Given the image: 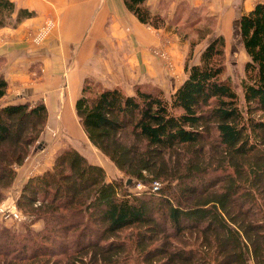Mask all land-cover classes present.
<instances>
[{
  "label": "trees",
  "instance_id": "16d2710c",
  "mask_svg": "<svg viewBox=\"0 0 264 264\" xmlns=\"http://www.w3.org/2000/svg\"><path fill=\"white\" fill-rule=\"evenodd\" d=\"M124 1L141 22L165 23L146 0ZM13 8L0 0V27ZM199 12L181 0L171 23L196 24ZM29 14L20 9L16 21ZM236 31L248 56L243 102L223 76L225 36L207 30L169 97L150 82L126 92L84 79L78 120L126 179H108L79 149L59 146L52 165L23 183L24 226L0 223V264H264L263 1L239 14ZM7 89L0 71V99ZM47 120L44 100L0 104V201ZM136 181L149 188L131 190Z\"/></svg>",
  "mask_w": 264,
  "mask_h": 264
},
{
  "label": "crops",
  "instance_id": "0c3cea01",
  "mask_svg": "<svg viewBox=\"0 0 264 264\" xmlns=\"http://www.w3.org/2000/svg\"><path fill=\"white\" fill-rule=\"evenodd\" d=\"M10 1L14 5L10 16L13 22L0 27V71L8 80L7 96L10 94V97L12 96L11 82L16 80L14 78H21L20 81L25 83L26 79L31 77L30 81L32 83L30 85L39 83L38 87L42 88L43 81L41 79L43 76L50 75L49 81L51 82H49L50 87L48 89L58 86L62 80V75L66 73L67 64L63 61L64 56H68L74 51L76 60L73 70L69 74L76 81L71 94V105L73 106L79 95L80 83L84 74L94 72L93 74L101 77L102 64L111 63L103 61V56L99 59L101 65L96 60L100 56L96 54V50L100 46L102 48L106 44L120 43L130 38L129 41L136 42L132 46L134 54L131 56L143 63L144 58L147 60L153 59L154 55H151L149 45L154 37H178L177 33L172 31L173 24L171 20L175 5L181 0H172L167 7L160 5L159 0H146V4L152 13L165 15L166 20L161 28H155L141 22L128 9L124 0ZM186 1L193 7L199 6L201 8L203 5L204 12L209 16L211 15V17L214 16L216 31L225 37L228 34L230 35L232 30H236L237 18L241 12L249 10L256 1L264 2V0ZM20 9L29 11L30 14L23 16L20 21H16ZM48 20H51L53 25L48 34L45 35L47 37L45 41L38 47H29L27 41L22 39L28 37L25 35V28L27 26H40ZM58 55H60V59H58ZM53 64L54 70L52 69ZM96 68L99 69L98 72ZM137 73H139V70ZM21 87L30 90L24 84ZM56 96L59 108L64 112L67 102L62 97L61 91ZM47 108L49 121L51 111L48 104ZM75 133L80 135L77 128ZM40 143L38 142V147L34 148L25 161L17 167L16 181L22 184L26 181L32 171L31 164H34V162H39L36 164L39 165L38 169L36 168L37 170L35 169L34 172L51 166L53 152L59 145L53 146L52 150L49 149L50 157L47 155L49 158L45 163V161L40 162L39 160L41 158L39 157L40 154L43 153L42 150L46 149L45 145ZM72 145L79 149L75 144L72 143ZM4 223H7V221H4ZM34 226H41V221H36Z\"/></svg>",
  "mask_w": 264,
  "mask_h": 264
},
{
  "label": "rangeland",
  "instance_id": "374dc122",
  "mask_svg": "<svg viewBox=\"0 0 264 264\" xmlns=\"http://www.w3.org/2000/svg\"><path fill=\"white\" fill-rule=\"evenodd\" d=\"M196 7L199 8V6ZM200 9L201 12H199L198 14V17H200L198 19V23L186 25L184 23L179 24L177 21L174 22L172 31L174 33L176 32L178 37H154V40L150 42V45L148 44L151 55H154L152 60H147L144 58V62L142 63L140 60L131 56L134 54L132 46L136 42L132 43V41L128 40L130 38L120 43L112 42L110 44H106V46H103L102 48L100 46L96 50V54L100 55L96 60H98V63L101 65L99 59L103 56V61H109L111 63L102 64L101 77L93 74L94 72L85 73L80 83L79 92L82 84H84V79L87 78L89 81H93L92 84L95 83L96 85L106 87L117 85L126 92H131L132 88L136 84L150 82V84L152 83L153 85H159L163 90L164 95L166 97H169L173 89L181 82V80L186 75L184 71V63L186 62V60H188L189 62H196L198 60L201 49L205 46L210 38L207 36H210V33L212 32L214 34H218L215 29L216 26H214V16L210 20L209 14H206V12H204L203 10V5ZM10 21L13 22L12 19ZM44 24L45 22H43L40 26H27L25 28V35L28 37H23L22 39H25L27 41L26 43L29 47H38L47 38L45 37V35L48 34L50 30L39 39L38 37H34V34L38 30H41ZM161 27H163V25L155 28ZM204 30H207V32L210 33L207 36L202 37V32ZM225 39L226 56L225 71L223 76L228 77L231 80L234 88L240 96L241 102H243L241 80L245 76L244 62L247 60L248 56L246 55L242 47V43L239 36L236 34L235 29L232 30L230 32V35L228 34ZM58 59H60V55H58ZM75 60L76 59L74 57V51H72V54L64 56L63 61L64 63L66 62L67 66L65 68L66 73L61 77V82H63L61 86L60 82L58 86L49 90V82H51L49 81L50 75L43 76V78L41 79L43 81L42 88L38 87L39 83L37 85H30L32 83L30 81L31 77L29 79H26L25 83L20 81L21 78H14L16 80L11 82L12 96L10 97V94L7 96L6 93V95L0 99V104L14 101H28L30 104H33L38 100H44L46 105L48 104L51 111V116L49 118L51 119H49V121L47 120L44 130L41 133L39 140L36 142V147H38V142H41L40 144H44L46 148L42 150L43 153L39 156L41 157L39 159L40 162L45 161L46 163V161L50 157L49 149L52 150L53 146H61L62 144L66 143L72 145L73 143L90 161L98 163L104 167L108 179L121 178L122 180H125L127 174H125L117 166H115L114 163L109 159V157L103 154L87 138L86 133L84 132L78 120V116L74 110V105H71L72 89L73 85L76 84V81L69 74L73 70ZM54 68L55 67L53 64L52 69L54 70ZM138 70L139 73H137ZM96 71L98 72L99 69L96 68ZM50 74L52 75V73ZM22 84H24L27 88H30V90L23 89L21 87ZM96 85L95 87H97ZM46 87L47 89H45ZM35 88H37V90H35ZM15 91L17 92L15 93ZM60 91L62 97H64L67 102L64 108V112L60 110L57 96L55 97L56 94H60ZM76 128L79 130L80 135L75 133ZM34 148H32L30 153ZM55 151L53 152V157ZM38 163L34 162V164H31L32 171L30 172V175L35 173L34 170L36 168L38 169L39 165H36ZM42 170L44 169H40L39 171ZM15 179L16 176L13 182L8 187H6L4 191V197L0 201V223H4V221H7V223L5 224H10L14 227L22 228L24 226V223L22 222L23 220H17L11 217L5 218L1 215L2 209H5V207L7 206L11 207L12 204H15L16 208L24 214V212L19 209L16 203L23 184L16 181ZM159 182L162 184V181ZM129 188L133 191H143L145 189H148L149 185L143 184L140 181H136L133 182L129 186ZM35 223L36 221L32 225L34 226Z\"/></svg>",
  "mask_w": 264,
  "mask_h": 264
},
{
  "label": "built area",
  "instance_id": "2783aa9c",
  "mask_svg": "<svg viewBox=\"0 0 264 264\" xmlns=\"http://www.w3.org/2000/svg\"><path fill=\"white\" fill-rule=\"evenodd\" d=\"M53 22L51 20L46 21V23L44 24V26L42 27L41 30H38L35 34L34 37H38L41 38L45 35V33H47L50 28L52 27ZM160 182L158 180H154L152 182V189H158L160 186ZM2 217H11L13 219H17V220H24L26 219V215L23 214L21 211H19L16 208L15 204H12V206H7L5 207V209H2V213H1Z\"/></svg>",
  "mask_w": 264,
  "mask_h": 264
}]
</instances>
